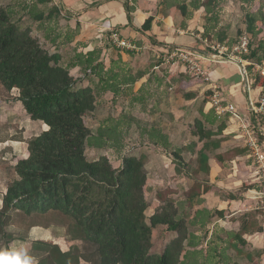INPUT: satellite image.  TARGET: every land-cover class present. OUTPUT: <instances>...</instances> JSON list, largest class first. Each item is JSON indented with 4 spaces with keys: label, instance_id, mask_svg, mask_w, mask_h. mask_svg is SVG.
<instances>
[{
    "label": "trees",
    "instance_id": "16d2710c",
    "mask_svg": "<svg viewBox=\"0 0 264 264\" xmlns=\"http://www.w3.org/2000/svg\"><path fill=\"white\" fill-rule=\"evenodd\" d=\"M36 1L45 5L52 0ZM173 1L169 0L170 3ZM214 1L194 0L190 4L194 9L203 8L207 14L206 37L203 36L208 46L207 54L212 53L210 47H231L243 36L240 35L233 43L225 32L214 34L217 21L210 18ZM162 7L169 9L171 4L165 3ZM176 8L182 17L189 14L185 1H181ZM124 9L131 24L132 10L127 5ZM30 12L33 21L45 23L55 15L59 16L61 10L53 7L47 14ZM64 19L70 20V17ZM152 21L153 17H148L142 30H150ZM254 21L252 15L246 16L248 34H254ZM76 27L74 32L80 24L77 23ZM31 34V28H24L13 21L8 9L0 4V92L9 95L13 89L18 90L17 100L24 118L47 127L38 135L24 140L26 153L13 158L14 167L7 169V173L11 174L0 206V248L23 239L15 235L11 228L27 233L33 227L47 229L57 226L65 230L68 241L73 245L63 253L51 242L33 243L30 250L38 258L37 264H212L207 258L199 262L200 252L193 249L199 243L198 236L188 226L205 227L214 216L205 211L191 212L202 203V195L212 190L207 180L211 155L215 163L223 167L225 162L248 152L247 146H238L218 153L222 140L226 139L222 135L227 117L219 119L213 107L207 114L201 111V118L194 119L190 128L196 142L191 149L197 147V152L188 163L191 171L186 169L188 164L182 159V150L170 151L172 161L178 167L185 166L181 169L193 182L184 191L186 205L179 214L175 200H166L165 192H157L156 199L163 203L147 218L146 210L150 206L145 196L146 157L124 156L120 167L114 168L104 154H98L91 160L85 154L88 147L99 151L109 147L108 141L112 137L110 128L104 131L100 128L96 135H92L86 125V116L95 111L97 99L108 93L115 95L119 93V88L127 85L132 86L146 72L133 74L131 69L122 66L121 60H111L106 66L104 61H98L100 49L80 56L77 63H68L65 62V53L50 54ZM212 34L216 42H212ZM76 36L78 34L68 31L64 41L58 42L61 44L59 47L71 44ZM171 49V52L194 51L183 47ZM254 55L252 51L251 56ZM76 67L79 68L80 78L71 75V70ZM184 68L186 74L176 78L180 84L188 79L195 80L187 67ZM86 81L89 85L80 86ZM252 87H264V78L257 79ZM205 92L202 105L209 104L213 97L211 90ZM133 101H130L131 105ZM223 105L226 104L222 101ZM14 139L23 138L6 136L0 141ZM162 147L165 145L162 144ZM256 211L259 210H255V214ZM190 218L191 221H188ZM159 228L173 234V238L162 252L155 253L152 251L153 232ZM255 232L263 233L262 225L243 221L238 232L226 233V244L237 256L251 261V256L242 253L238 246L244 245L245 235Z\"/></svg>",
    "mask_w": 264,
    "mask_h": 264
},
{
    "label": "crops",
    "instance_id": "0c3cea01",
    "mask_svg": "<svg viewBox=\"0 0 264 264\" xmlns=\"http://www.w3.org/2000/svg\"><path fill=\"white\" fill-rule=\"evenodd\" d=\"M63 1L66 4V7H70L72 10L76 9L79 12V16H75L76 18L74 21L76 22L78 20L82 29L86 28V30H91L90 26L88 27V22L90 21V25L95 28L98 29L103 26L106 28L105 30H111V32L115 31L124 42H129L134 45V50L123 49L121 50L122 52L120 50L114 51V60H121L122 66L125 68L128 67L129 70L131 69L133 74L146 72V75L141 77L139 81L132 86L129 87L127 85L122 87L124 89L126 88L123 94V100H127V98H129L130 101L137 100L133 101L134 103H132V105L130 102L129 105L133 106L139 104L144 106L146 99H152V105L156 111H158L156 105H161V112H158V122H151V124L146 123L148 124L149 129L153 128V131H155V135L153 134L148 137L147 143L152 144L156 148H161L160 146L164 144L165 147H162L164 151L170 150L174 152L180 149L182 150L181 156L184 163H190L195 157L197 147L195 149L192 147L191 149L193 142H196V137L193 136L188 123H191L192 118V122L196 118H201V111H203L204 114L208 113L207 110H205V105L204 109L203 107L199 108V106L196 109L194 106L197 102L200 103L203 99L202 97L205 95V91H207V85L197 83L194 79L193 81L188 79L186 82L180 84V82L176 81V78L186 74L184 66L172 62L167 63L163 58L166 54L171 52V48L175 47L201 51V41L198 40L200 33L203 30L201 16L186 20L185 22H180L179 25H176L178 24V20L175 21L174 19L172 21L170 18L174 11L172 8L169 11L162 7L161 9H158V11L155 10L156 12L152 13L149 8V0ZM124 5H127L129 9L132 10L131 24L128 22ZM150 16L153 17L151 29L144 31L142 30V25ZM192 29L196 30V32L193 31L194 35H192L193 33H190V30L192 31ZM79 35L76 37L79 38ZM94 44L95 42H91L90 47ZM98 44L99 43L96 42L94 47L98 46L96 49H100V55L105 56L104 53H107L109 57L111 53L109 52L111 49L109 48L110 43L108 46L104 47L101 46V44ZM90 47L87 48V51L90 50ZM91 51L93 50H90L86 54L91 53ZM110 59L112 60V56ZM205 69L210 73L212 80L216 82L220 88L225 90V99L232 104L238 116L236 118L228 113L221 116L218 115L219 119L227 117L225 122L226 129L223 131L222 135V137H225L226 139L222 140L218 153L226 151L227 148L243 146L239 140L245 130L240 129L247 123L244 122L243 119H245L248 114L249 100H256L259 91L257 88L252 87L249 90L250 92L246 93L244 89H242L243 82L239 67L235 65L226 63H209L206 65ZM128 88H132V90H129ZM170 91H174L176 96H178L176 100H173V97H171V94L169 93ZM17 92L18 90L13 89L9 94L10 99L6 98L2 103L3 107L0 112V121H2V125L8 126V130H6L7 128L1 127V130L4 131V133L0 136V139H4L6 136L23 137L27 132V130H25L26 132H23V129L28 128L30 121H23V119L19 118L20 114H22V109L20 102L17 100L19 95ZM140 98H142L141 101L139 100ZM200 98L201 100H199ZM149 102L151 103V101ZM195 114L197 115L195 116ZM239 118H241V120H239ZM175 126L183 128V130L179 132L181 136L172 132L171 129H174ZM210 127L211 126H208V128ZM145 134L148 136V133ZM187 136L193 137L195 140L189 141ZM25 138L26 137H24V139ZM176 138H178L179 143H181L180 147L177 146L178 141H176ZM24 139L0 141V173H3L8 178V181L10 180L9 174H11V172L7 173V169H11L15 165L14 161L12 162L11 159L19 156V152H23L27 148ZM261 139V143L263 144L264 137L261 138L260 136V140ZM228 145L230 147H228ZM209 165V179L212 191L220 189V192L228 193L227 200H230L228 206L225 202H220L225 200L219 199L220 203H215L218 204L219 209H225L228 211L227 214L229 215L226 216L224 210L209 212L216 218L214 219L213 216L209 223H206L205 227L199 228L197 232L199 233L203 231L204 238L201 240L198 238L197 242H199V245H197L196 248H193L200 252V256H198V259H200L199 262L202 263L204 259L207 258L209 261H212V264H241L240 259L244 258L248 264H264V242L261 240V243L259 244L257 240L260 236H263L262 233L255 232L245 235L243 237L245 242L244 245L238 246L242 253L251 256V261H248L245 257L237 256L236 252L234 253L232 250L230 252L225 241L226 233L231 234L239 231L242 222L241 217L244 214L247 215L250 212H254L259 205L258 202L257 206L255 204V207L248 208L249 210L243 212L239 211L236 216L231 213L230 210L232 205H235L237 202L239 205H243L242 203L245 202L235 195L233 189H237L238 186L234 187L233 185H239L240 183L243 186V184L247 183L249 186L246 190L249 193L254 195L259 194L257 185L253 183V178L255 177L253 172V165H255L254 160L246 153L243 156L236 157L231 162H225L223 167L218 166L211 157ZM186 166V169L188 170L189 167L188 165ZM179 167L185 168V166ZM185 177H188L186 172ZM252 183L254 185H252ZM5 192L6 187L2 194ZM211 196L215 198L214 195ZM2 198L3 195L1 196V203ZM204 199H206L205 196ZM205 203L206 202H203L200 205L195 206L194 210L206 212L207 210L203 208ZM245 204L247 203L245 202ZM248 205L251 206L250 203ZM217 212H220L223 215L219 216ZM232 216H234V219H229ZM226 221L236 227L232 228L233 230H227L225 227ZM49 229L50 228L45 229L41 227H33L26 233V237L22 240L14 241V243L8 247H1L0 264H37L38 258L30 250L31 245L36 242H51L54 245H57L61 252H67L73 243L68 241L65 234L63 236H53V233L50 232ZM197 232L196 236H198ZM213 234L214 236L217 234V237L215 236V244L209 242L212 239ZM204 242L205 246L203 248L201 245L204 244ZM80 264L86 263L81 262Z\"/></svg>",
    "mask_w": 264,
    "mask_h": 264
},
{
    "label": "rangeland",
    "instance_id": "374dc122",
    "mask_svg": "<svg viewBox=\"0 0 264 264\" xmlns=\"http://www.w3.org/2000/svg\"><path fill=\"white\" fill-rule=\"evenodd\" d=\"M181 1L182 2L185 1L187 6L189 7V14L186 17H182L180 12L176 8L179 3L181 4ZM197 1L205 2V0H197ZM191 2H194V0H178V1L175 0L171 3L169 2V0H151V1L149 0L150 3L149 8L150 11H152L153 13L158 11V9H161L162 5H164L165 3L166 4L168 3V5L171 4V7H169L168 10L170 11V8H172L173 6L175 7V9L173 8L174 11L170 16V18L172 21L174 19L175 21L178 20L177 21L178 24L176 25H179L180 22H185L186 20H190L195 17L201 16V20L203 23V24L201 23V25L203 30L200 33L198 40L201 41L200 50L202 52H205L208 49V46L203 41L204 37H206L204 31H205V27L207 26V14L205 13L203 8L200 9L192 8L190 5ZM0 4L8 9L13 21H15L24 28L25 27L31 28L32 37L38 39L42 48L47 50L50 54H53L54 52L65 53L67 57L65 59V62L77 63L79 61L80 56L83 57L90 50L94 51L96 50V48H98V46L94 47L96 45V42L101 44V46L103 47L108 46V44L110 43L109 48L111 49L109 50V52H111L110 55L112 56V60H114V55H115L114 51L123 50L117 47L116 40L121 41L122 38H120L115 31L111 32V30H105L106 28L103 26L102 28L99 27L97 29L94 26L90 25V21L88 22V20H87L89 24L88 27L90 26L91 30L90 29L86 30V28L82 29L80 26V28L77 29L76 32H74V30H76L77 28L76 24L79 23L78 20H77L78 22L77 21L75 22L74 20L76 18L75 16H79L78 14L79 12L76 9L72 10L70 9V7L69 8L66 7V4L64 3L63 0H52L50 3H47L45 5L37 4L36 0H0ZM53 7H57L58 9H60L61 13L59 16L55 15V17H53V19L50 22L38 23L32 20L33 16L30 10H32V12L42 11L45 14H47ZM211 10L212 11L210 18H216L217 21L216 22L217 29L214 32V34H216L219 31L225 32L227 38L233 43L242 34L243 35L246 34L249 37V42H250L249 54L246 55L245 58H243L245 62L242 63V66L240 67L242 70L246 68V72L243 71V74L248 76L250 84H253L252 86H254L257 79H260L262 77L260 73L263 71L261 69H257L256 66L257 65L264 66V0H215L213 5L211 6ZM248 14L252 15L255 19L254 34H250V33L248 34V32L246 31V27H247L246 16ZM66 16H69L70 20L64 19ZM68 31L73 32L74 34H78V35L80 34L79 38L76 37L71 44L68 43L64 47H59L61 44H59L58 42L64 41L63 37ZM193 31L196 32V30L194 29H192V31L190 30V33H193L192 35H194ZM185 35H189V34H185ZM211 38H212V42L217 41L216 38L213 36V34ZM91 42H95V44L90 47ZM89 47L90 50L87 51L88 50L87 48ZM250 50L251 53L252 51L255 53L254 56H251ZM104 54L105 56L99 55L100 57L98 61L99 62L104 61L106 66H108L111 61L110 59L111 56L109 55L110 57L109 58L107 53ZM227 64H232L236 66L234 62L233 63L228 62ZM71 75L73 77L75 76L76 78H80L81 75L79 72V68L76 67L72 69ZM94 81H96V79H94ZM242 84H243L242 89H244L245 88L244 83ZM87 85L89 84L86 81L80 86H87ZM220 89H221L220 92H222L223 103L228 104L227 100L224 99L225 98L224 96H226L225 90L223 88ZM119 90H120L119 93L115 95L113 93H108L104 96L99 97L97 99L95 111H93L92 113L86 116L85 119L86 125L88 126L92 135H96L97 131L100 128H102V131H104L106 128H110L109 130H111L112 132L111 140L108 141L109 147L104 148L102 151L88 147L85 152L86 157L89 160H91L98 154H102V155L104 154L108 157L109 161L111 162L114 168H119L124 156L131 155L135 157H140L141 155H144L146 157L145 169L147 172V189L145 196L150 206L146 210L147 218L150 217L154 212H156L163 203V202H159L156 199L157 192H162L163 194L165 192L166 200L168 198L174 199L175 200L174 205L179 209V214H181L180 209H183V207H185L186 205L184 191L188 190L193 182L190 181L188 177H185V171L180 167H178L177 164H175L172 161V158L170 157V150L164 151L162 149V146H160L161 148H156L152 144L147 143L148 137H150V135L153 134L155 135V131H153V128L149 129L148 124L146 123L151 124V122L152 123L158 122L157 119L159 117L158 112H161L162 106L157 104L156 106L158 108V111L154 110V107L152 105V101H153L152 99L151 100L146 99L144 106L139 104L130 106L129 98H127V100H123V96H122V93L124 94L126 88L125 89L119 88ZM244 91L248 93V91H246L245 89ZM169 93L171 94V97H173V100L174 99L176 100L178 98V96H176L174 91H170ZM6 98L10 99V95H6L5 93H3V91L0 92V112L2 111L1 109L3 107L2 103ZM202 98H204V96ZM199 100H201V98ZM149 101H151V103ZM201 101L200 103L197 102L194 105L196 109L198 106L199 108L203 107L204 109V105H202ZM212 105L213 104L211 102L209 104H206L205 110H207V112L210 111V109L213 108ZM223 114H227V113H223ZM196 115L197 114H195V116ZM24 116L25 114L22 111V114H20L19 118L23 119L24 121L26 120ZM192 120L193 118L191 119V123H188L189 127H192ZM30 122L28 128L23 129V132H26L25 130H27V132L22 137L23 139L24 137H26L24 140H26L27 138L29 139L33 135H38L39 133L47 129V127L40 122H35V123L31 122V124ZM2 124H3L2 121H0V136H2L4 133V131L1 130V127L3 128L8 127ZM250 128L251 126L249 125V129ZM6 130H8V128ZM171 130L172 132L181 136L179 132H181L183 128L180 126L179 127L175 126V128ZM145 133H148V136ZM187 138L189 141L195 140V138L193 137L187 136ZM176 141H178L177 146L180 147L181 143H179V139L176 138ZM239 141L244 146V142H245L244 138L240 137ZM228 147L230 146L228 145ZM230 149L231 148H227L226 151ZM261 149L264 150V142L261 145ZM25 153L26 150L23 152L22 151L19 152V156H17V158L24 156ZM11 161L13 162V159H11ZM188 166L190 165L188 164ZM191 168L192 167L190 166L188 168V171H191ZM253 168H254L253 172L255 174V177L253 178V183L257 185L259 194L264 193V184L261 183V177L258 173L260 172V170L257 168L256 165H253ZM199 177L202 178L203 176H199ZM207 180H208V184L210 185L211 183L210 179L208 178ZM7 182H8V178L3 173H0V200H1V196L4 195L2 193L6 187ZM253 183L252 185H254ZM233 186L234 187L238 186L237 189L236 188L233 189L234 190L233 192H235V195L237 197H240V199L245 201L247 204L243 202L242 203L243 205H239V203L237 202L235 205H232V207L230 205L231 213L235 214L236 216V214L239 211L243 212L245 210H249L248 208L255 207V204L257 206L260 199H258L256 195L249 193L246 190L247 187L249 186L247 185V183L243 184V186L240 183L239 185H233ZM261 188L262 190H260ZM169 190L172 191L167 192ZM207 194L208 195L206 194L202 195V203L206 202L203 205V208L207 210L206 214H208L209 212H214L216 210L217 211L224 210L225 215L228 216L229 215L227 214L228 211H226L225 209H219L218 204L215 203V202L218 203L225 202V204L228 206V203L230 202V200H227L228 193H222L220 192V189H216L213 191L211 190ZM211 195H214L215 198ZM204 196L206 197V199H204ZM219 199L225 201H220ZM210 200L213 202H211ZM249 203L251 204V206L248 205ZM0 206H1V202H0ZM191 212L193 214L195 210L193 209V211ZM256 212L257 214H255V212L254 213L250 212L248 213L249 214L248 216L244 214L241 217L242 222L251 221V222H256L257 226L262 225L264 223V220L261 216H259L260 211H256ZM205 217L206 216H204V218ZM215 218L216 217L214 216V219ZM229 219L233 220L234 216L230 217ZM188 221H191V218ZM225 227L227 228V230H233L232 228L236 226H233L232 224H229L226 221ZM188 228H190L189 229L190 231L197 232L200 227L199 226L192 227L189 224ZM10 230L17 236H20L22 238L26 237V232L24 231H20V230L17 231L14 228H11ZM49 230L50 232L53 233V236L55 235V237L56 235L63 236L65 234V230L62 229L61 227L50 226ZM197 234L200 240L204 238L203 231L199 233L197 232ZM262 235L263 236H260L257 239L259 244L261 243V240L264 242V231ZM215 236L217 237V234ZM215 236L213 234L212 239L209 242H213L215 244L216 242ZM172 238H173V234L165 232V230L162 228L154 230L152 251L155 253L162 252L166 244L169 243V241ZM13 243L14 241L11 244ZM201 246H203L204 248L205 242ZM228 250L231 252L230 248ZM240 260H241L240 261L241 264H248L247 261L244 260V258Z\"/></svg>",
    "mask_w": 264,
    "mask_h": 264
},
{
    "label": "built area",
    "instance_id": "2783aa9c",
    "mask_svg": "<svg viewBox=\"0 0 264 264\" xmlns=\"http://www.w3.org/2000/svg\"><path fill=\"white\" fill-rule=\"evenodd\" d=\"M117 47L126 50H134L135 47L131 43L124 42L123 40H116ZM206 43V40H204ZM249 37L244 34L237 42L231 47L215 45L210 47L212 50L211 54L201 51H175L170 52L163 58L167 63L172 62L175 64H182L187 67L189 72L193 74L195 80H200L199 83L207 85V90L213 92L211 100L212 106L215 108L218 115L228 113L234 117H238L236 110L231 103L227 102L225 106H222L223 99L221 98L220 87L211 78L210 73L206 71V65L209 63H235L237 67L242 66L244 63V56L249 54ZM241 64V65H240ZM257 69L263 70L260 75L264 78V66H256ZM245 69L239 68L242 82L244 83V89L250 92L253 84H250L248 76L243 74ZM247 74V73H246ZM259 93L256 100H249L248 114L244 122H247L241 127V130H245L241 138H244V146L248 148L247 154L255 162V165L260 170L259 175L261 177V183L264 184V151L261 149L262 139L264 137V87H257ZM241 120V118H239ZM249 125L251 128L249 129ZM259 201V205L255 210L261 212V217L264 220V193L256 195ZM261 204V205H260ZM264 231V223L262 224Z\"/></svg>",
    "mask_w": 264,
    "mask_h": 264
}]
</instances>
